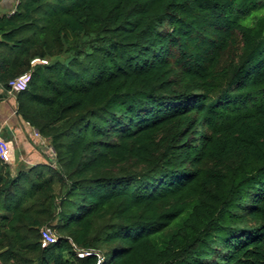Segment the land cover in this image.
<instances>
[{"label": "trees", "instance_id": "1", "mask_svg": "<svg viewBox=\"0 0 264 264\" xmlns=\"http://www.w3.org/2000/svg\"><path fill=\"white\" fill-rule=\"evenodd\" d=\"M23 73L49 159H0L2 264H264V0H15Z\"/></svg>", "mask_w": 264, "mask_h": 264}, {"label": "crops", "instance_id": "2", "mask_svg": "<svg viewBox=\"0 0 264 264\" xmlns=\"http://www.w3.org/2000/svg\"><path fill=\"white\" fill-rule=\"evenodd\" d=\"M14 5V0H0V6L6 8L2 13L12 10ZM33 131L16 113L13 91L4 92L0 88V138L10 141L12 157L9 164L12 172L19 168L47 163L49 151L46 140L38 138Z\"/></svg>", "mask_w": 264, "mask_h": 264}, {"label": "built area", "instance_id": "3", "mask_svg": "<svg viewBox=\"0 0 264 264\" xmlns=\"http://www.w3.org/2000/svg\"><path fill=\"white\" fill-rule=\"evenodd\" d=\"M41 61L43 62L44 60H41ZM28 79H29V74L23 73L19 75L18 77H16L15 79L9 81L8 83L10 86L9 91H17V90L23 89ZM33 132L38 138L41 139V137L35 130ZM9 142L10 141H8L5 138H0V159H2L5 162H10L11 157H12L11 145ZM49 150L52 152L51 148H49ZM54 240H55V234L50 229V227H43L41 229V243H40L41 246H45L48 243L53 242ZM77 255L82 256L83 252H77ZM0 264L2 263L0 262Z\"/></svg>", "mask_w": 264, "mask_h": 264}, {"label": "rangeland", "instance_id": "4", "mask_svg": "<svg viewBox=\"0 0 264 264\" xmlns=\"http://www.w3.org/2000/svg\"><path fill=\"white\" fill-rule=\"evenodd\" d=\"M14 1H15V0H14ZM4 8H5V7L2 8V6H0V14H1L2 12L5 11L6 8H5V9H4ZM6 11H7V10H6ZM9 143H10V142H9Z\"/></svg>", "mask_w": 264, "mask_h": 264}]
</instances>
